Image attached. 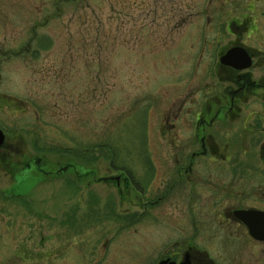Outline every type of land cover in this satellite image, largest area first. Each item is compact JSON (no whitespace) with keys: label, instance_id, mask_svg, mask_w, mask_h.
Here are the masks:
<instances>
[{"label":"rangeland","instance_id":"rangeland-1","mask_svg":"<svg viewBox=\"0 0 264 264\" xmlns=\"http://www.w3.org/2000/svg\"><path fill=\"white\" fill-rule=\"evenodd\" d=\"M248 1L0 0V93L21 103L18 113H0V126L29 157L42 155L52 164L69 159L57 151L110 143L118 149L113 164L98 154L80 159L100 171L97 177L119 163L131 173L141 136L162 160L157 129L184 101L190 112L209 102L204 91L213 83V52L227 39L215 27ZM13 180L0 169V191L13 195L0 196V264H148L151 225L168 221L163 214L141 221L134 234L131 198L120 202L112 188L31 175ZM257 201L214 200L218 207ZM261 201L264 210V162ZM208 203L204 197L203 209ZM173 208L162 205L159 213ZM86 215L94 220L88 228ZM205 230L199 243L211 255L228 258L230 245L237 260L258 261L260 249L242 243L241 234L210 224Z\"/></svg>","mask_w":264,"mask_h":264},{"label":"flooded vegetation","instance_id":"flooded-vegetation-1","mask_svg":"<svg viewBox=\"0 0 264 264\" xmlns=\"http://www.w3.org/2000/svg\"><path fill=\"white\" fill-rule=\"evenodd\" d=\"M262 5L264 0H249L243 6L244 11L228 12L219 22L221 25L217 23L215 35H225L227 39L224 36L223 46L213 52V83L204 91V95L210 94V100L204 109L193 112L183 111L184 101L176 111L164 117L157 129L162 160L154 159L148 139L141 136L133 144L131 173L119 163L109 168L104 166V175L97 177L100 171L91 169L88 161L76 163L72 154L69 159L53 164L40 158L42 155L29 157L23 143L17 138L12 143L8 131L0 126L4 136L0 144V169L7 176L11 175L15 183L31 175L41 178V182L58 180L72 185L83 183L85 187L102 184L112 188L120 202L131 198L135 213L130 226L135 227L134 234L141 221H157L159 215H165L167 222L150 227L148 264H262L264 242L252 239L246 226L235 216L240 211L264 212L261 201L264 162ZM25 50L29 52V48ZM247 106L250 111H245ZM20 108L19 101L0 93V113L6 110L7 114H15ZM236 124L240 127H233ZM105 168L108 173L115 171L114 175L107 174ZM17 174L22 178L17 179ZM256 182L258 188H251ZM0 196L13 197L7 191H0ZM241 196L257 198V205L218 207L214 202L219 198L240 199ZM204 197L209 198L211 207L208 209H203ZM171 202L175 206L172 213H159L162 205ZM167 216L172 217L167 219ZM92 217L85 216V227L94 224ZM209 224L221 231L241 234L245 240L242 243L260 249L258 261L237 260L230 245L226 249L230 253L228 258L211 255V250L199 243ZM145 243L143 245H147ZM142 257L138 255L135 259Z\"/></svg>","mask_w":264,"mask_h":264},{"label":"trees","instance_id":"trees-1","mask_svg":"<svg viewBox=\"0 0 264 264\" xmlns=\"http://www.w3.org/2000/svg\"><path fill=\"white\" fill-rule=\"evenodd\" d=\"M110 143H105V142H99L97 144L88 146V147H81V148H76L73 149H65L64 151H57L59 155H66L70 157L69 155L72 154L73 158L75 161H80V159H85L87 157H94L93 154H98V156H101L107 161H114L116 157V153L118 152V149H114ZM103 155H106L103 157ZM110 155V156H109Z\"/></svg>","mask_w":264,"mask_h":264},{"label":"water","instance_id":"water-1","mask_svg":"<svg viewBox=\"0 0 264 264\" xmlns=\"http://www.w3.org/2000/svg\"><path fill=\"white\" fill-rule=\"evenodd\" d=\"M230 53L226 55L228 57ZM0 131V144L3 141ZM235 216L246 226L249 236L260 242H264V212L240 211Z\"/></svg>","mask_w":264,"mask_h":264}]
</instances>
